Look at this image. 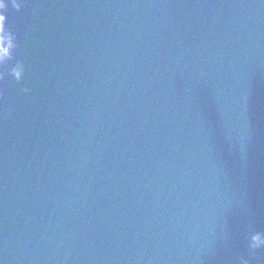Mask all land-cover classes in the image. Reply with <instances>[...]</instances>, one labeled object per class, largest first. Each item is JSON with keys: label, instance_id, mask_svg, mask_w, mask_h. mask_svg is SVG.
<instances>
[{"label": "water", "instance_id": "obj_1", "mask_svg": "<svg viewBox=\"0 0 264 264\" xmlns=\"http://www.w3.org/2000/svg\"><path fill=\"white\" fill-rule=\"evenodd\" d=\"M54 264H264V0H149Z\"/></svg>", "mask_w": 264, "mask_h": 264}]
</instances>
